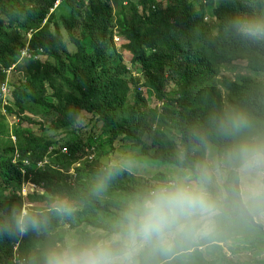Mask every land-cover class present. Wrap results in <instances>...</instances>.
Masks as SVG:
<instances>
[{
  "label": "trees",
  "instance_id": "16d2710c",
  "mask_svg": "<svg viewBox=\"0 0 264 264\" xmlns=\"http://www.w3.org/2000/svg\"><path fill=\"white\" fill-rule=\"evenodd\" d=\"M55 1L0 0L3 116L20 117L22 122L31 121V115L52 118V130H64L67 135L56 140L39 120H35L39 132L18 125L14 140L0 146V203L20 199L22 182L31 180L42 189L29 193L25 197L29 201L77 183L96 166L87 155L97 147L99 137H108L113 150L130 143L151 160L167 163L173 134L200 119L213 105L247 103L257 110L264 108V77L256 75H264V47L213 36L222 20L240 7L239 0H62L50 12ZM63 7L68 14L60 13L57 18ZM10 8L24 11L25 19L10 16ZM30 29L35 32L29 42L27 75L15 83L9 79L11 95L6 103L1 85L8 69L18 62ZM115 35L122 40L120 49ZM120 50L138 64L141 77L129 76ZM226 64L238 65L236 77L220 76ZM132 95L133 102L129 101ZM146 96L160 104L149 108ZM74 110L78 111L75 117L71 115ZM83 122L99 125L101 132L89 131L82 137ZM144 136L151 138L150 144ZM58 142L70 153L63 154L57 147L50 164L38 167L37 162ZM133 176L119 177L115 190L136 185ZM104 211L100 206L86 207L72 227H94ZM233 237L241 238L251 250L264 249V227L256 220L236 230L230 240ZM26 243L0 241V264H10ZM217 259L246 264L223 250Z\"/></svg>",
  "mask_w": 264,
  "mask_h": 264
},
{
  "label": "clouds",
  "instance_id": "9594fccd",
  "mask_svg": "<svg viewBox=\"0 0 264 264\" xmlns=\"http://www.w3.org/2000/svg\"><path fill=\"white\" fill-rule=\"evenodd\" d=\"M61 2L56 0L50 12ZM239 5L222 20L214 38L264 47V0H239ZM7 11L25 19L20 9ZM34 32H26L18 64L8 69L1 85L6 103L11 95L8 73L20 60L31 59ZM63 34L68 41L66 30ZM173 142L159 173L119 192L118 178L139 170L131 150L101 159L77 183L31 201L24 197L39 186L22 182L20 199L0 203V241L27 242L10 264H225L217 256L235 231L254 220L264 222V108L215 104L173 134ZM60 144L50 146L37 166L49 165L57 147L70 153ZM93 206L106 209L96 225L72 227L82 210Z\"/></svg>",
  "mask_w": 264,
  "mask_h": 264
},
{
  "label": "rangeland",
  "instance_id": "374dc122",
  "mask_svg": "<svg viewBox=\"0 0 264 264\" xmlns=\"http://www.w3.org/2000/svg\"><path fill=\"white\" fill-rule=\"evenodd\" d=\"M60 13L67 15L68 10L65 7H63L61 11H58V15L56 16L57 18L59 17ZM63 31L65 32V30ZM114 41H115L117 48L120 49V43L122 41L121 38L118 35H115ZM118 52L122 54V59L125 61V63H127L128 68H130L131 74L129 76L140 75L141 77L142 75L139 70L138 64L131 62L130 54L122 50ZM24 57H29V55L25 53ZM237 66L236 64L224 65L222 67L223 69H222V72L220 73V76L222 77V76L228 75V76L236 77L237 71H238ZM26 75H27V62L24 59L23 61L20 60L19 65L13 71L8 73L11 83L13 82L15 83L19 81L20 79L23 80ZM256 75L260 76L259 78L264 77L263 74L257 73ZM145 98H146L147 106L149 108L154 107L157 103L160 104V102H158L156 98L153 96H146ZM129 101H132V102L134 101V95L130 96ZM4 112L5 110L0 104V146L1 147H4L11 143L13 139L12 136L14 134V131L20 124L21 125L23 124V126L25 127L33 128L35 129V131L37 130L39 132L40 127H39V124L35 123L36 122L35 120H41L42 123L44 124L43 128L47 129L46 133L50 135L52 134V137H54L55 139L58 140V139H61L67 136L64 130H60V131L52 130V126H51L52 118L48 119V118L40 117L37 115H31L29 116L31 121L22 122L20 117L16 118V117L9 116V115L3 116V114H5ZM98 127L99 125L96 127L92 125L88 126L86 122H83V124L81 125V129H80L81 133L83 134L82 137H87L89 135V131L90 132L93 131V133L95 132V134L100 133L101 130L98 129ZM107 138L106 136L99 137L97 144H96L97 146L96 150L94 151L95 153L94 154L92 153L91 156H89V159L92 160V162L95 165H97V163L105 157L112 156V155H115L117 153L124 152V151H129V150L134 151L138 159V169H139L137 173L133 174L134 183L136 184L142 182L148 177L156 175L162 170V168L166 164V163H160V162L151 160L149 157L142 155V153L139 152L140 148L133 147L131 146L130 143H124L123 145H119L113 150L111 144L107 141ZM143 139L146 143L148 144L151 143L150 137L144 136ZM70 172L73 173V170H71ZM39 190L41 191L42 189L39 188ZM8 193H10V191H8ZM256 221L261 223L264 227V222H261L259 220H256ZM230 247H232V249H229ZM232 250H237V251L233 252ZM223 251H225L230 258L234 260H239L240 262H243L246 264H264V249L261 251L251 250L250 246L247 245L239 237H233L230 241H228V243L223 247Z\"/></svg>",
  "mask_w": 264,
  "mask_h": 264
},
{
  "label": "built area",
  "instance_id": "2783aa9c",
  "mask_svg": "<svg viewBox=\"0 0 264 264\" xmlns=\"http://www.w3.org/2000/svg\"><path fill=\"white\" fill-rule=\"evenodd\" d=\"M3 93L5 96L9 93V90L6 86L3 87Z\"/></svg>",
  "mask_w": 264,
  "mask_h": 264
}]
</instances>
